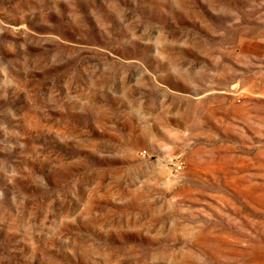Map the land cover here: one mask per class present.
Listing matches in <instances>:
<instances>
[{
    "label": "rangeland",
    "instance_id": "374dc122",
    "mask_svg": "<svg viewBox=\"0 0 264 264\" xmlns=\"http://www.w3.org/2000/svg\"><path fill=\"white\" fill-rule=\"evenodd\" d=\"M0 264H264V0H0Z\"/></svg>",
    "mask_w": 264,
    "mask_h": 264
},
{
    "label": "built area",
    "instance_id": "2783aa9c",
    "mask_svg": "<svg viewBox=\"0 0 264 264\" xmlns=\"http://www.w3.org/2000/svg\"><path fill=\"white\" fill-rule=\"evenodd\" d=\"M182 168V163H180V162H176V164H175V169L176 170H179V169H181Z\"/></svg>",
    "mask_w": 264,
    "mask_h": 264
}]
</instances>
